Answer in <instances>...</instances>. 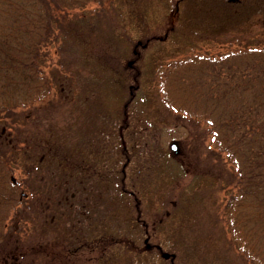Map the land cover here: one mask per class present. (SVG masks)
Returning a JSON list of instances; mask_svg holds the SVG:
<instances>
[{"label":"rangeland","instance_id":"374dc122","mask_svg":"<svg viewBox=\"0 0 264 264\" xmlns=\"http://www.w3.org/2000/svg\"><path fill=\"white\" fill-rule=\"evenodd\" d=\"M251 1H89L91 10L106 9L120 19V34L113 35L132 41L115 68L88 50L79 22H70L66 39L50 44L43 66L53 79L50 90L18 106L3 133L15 147L6 154L7 166L22 182L21 201L8 214L17 264L263 263L264 236L257 245L254 235L241 237L238 245L254 244L261 260L234 246L228 250L223 202L240 188L228 156L213 152L206 121L167 103L178 68L202 62L204 55L221 63L228 49L264 45V0ZM139 40L149 41L136 46L135 57ZM65 42L67 51L60 46ZM236 53L252 55L230 54ZM137 71L141 88L129 90ZM123 165L126 189L119 180ZM191 173L204 185L194 188L201 198L185 204L182 197L193 195L197 183L189 181ZM207 206L221 216L209 219ZM252 211L243 205L246 217ZM247 225L254 231L253 221Z\"/></svg>","mask_w":264,"mask_h":264},{"label":"trees","instance_id":"16d2710c","mask_svg":"<svg viewBox=\"0 0 264 264\" xmlns=\"http://www.w3.org/2000/svg\"><path fill=\"white\" fill-rule=\"evenodd\" d=\"M89 1L94 0H0V264H17L20 257L9 247L8 214L17 209L22 188V182L13 175V167L7 166L6 161L10 159L6 154L15 147L3 133L5 127H10L7 118L16 120L18 106H25L50 90L53 79L43 69L52 51L50 44L61 42V37L66 39L70 22H79L82 26L78 29L79 35L88 44V50L96 53L97 58H103L106 65L115 68L113 62L117 65L118 60L123 61L121 51H131L128 46L131 40L116 37L120 34V19L106 9L91 10L87 7ZM78 5H81L80 11L71 13ZM137 45L138 42L135 48ZM60 46L67 51V42ZM135 48L131 53L138 57L140 52H135ZM231 52H251L252 55L244 57L238 53L231 55ZM225 53L221 63L204 55L202 62L192 61L178 68L168 82L171 100L167 103L172 110L206 121L216 146L213 152L219 155L224 152L228 156L231 174L240 182L238 191H231L223 202L222 217L229 223L230 235H227L231 244L228 250L234 246L238 252H248L253 261L258 257L261 260L254 244L249 249L247 244L239 249L238 245L241 237L254 235L257 245L259 237L264 236V45L228 49ZM140 76L137 71L134 84L127 86L129 90L141 88ZM124 80L130 81L128 76ZM54 81H57L56 75ZM130 98H133L132 92ZM129 103L127 101L124 108ZM190 175L189 181L197 183L192 186L193 195H188L187 199L182 197L185 204L201 198L200 191L194 188L204 185L203 179ZM119 177L126 189L124 165ZM244 204L255 211L250 217L242 212ZM204 208L211 220L221 216L218 210ZM252 221L254 231H251L252 225H247ZM244 228L245 232L240 234L238 230ZM156 249L162 251L159 247ZM261 261L264 264V258Z\"/></svg>","mask_w":264,"mask_h":264},{"label":"flooded vegetation","instance_id":"af4514ba","mask_svg":"<svg viewBox=\"0 0 264 264\" xmlns=\"http://www.w3.org/2000/svg\"><path fill=\"white\" fill-rule=\"evenodd\" d=\"M228 1H229V3H238V4L245 2V0H228ZM255 3H256V0L250 2V4H252L253 6L255 5ZM165 35H167V34H165Z\"/></svg>","mask_w":264,"mask_h":264},{"label":"water","instance_id":"95a60500","mask_svg":"<svg viewBox=\"0 0 264 264\" xmlns=\"http://www.w3.org/2000/svg\"><path fill=\"white\" fill-rule=\"evenodd\" d=\"M141 42V41H140ZM132 62H133V60H130L129 61V65H132ZM172 147H173V149H176V144L175 143H172ZM169 254L170 253H168V252H164V256L165 257H169Z\"/></svg>","mask_w":264,"mask_h":264}]
</instances>
